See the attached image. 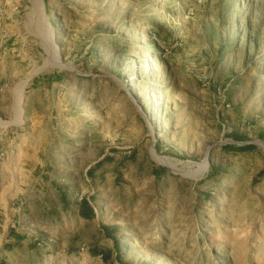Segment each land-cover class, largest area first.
<instances>
[{"label":"rangeland","instance_id":"rangeland-1","mask_svg":"<svg viewBox=\"0 0 264 264\" xmlns=\"http://www.w3.org/2000/svg\"><path fill=\"white\" fill-rule=\"evenodd\" d=\"M43 5L0 0V264H264V0Z\"/></svg>","mask_w":264,"mask_h":264},{"label":"bare ground","instance_id":"bare-ground-1","mask_svg":"<svg viewBox=\"0 0 264 264\" xmlns=\"http://www.w3.org/2000/svg\"><path fill=\"white\" fill-rule=\"evenodd\" d=\"M30 1H31V5H32L30 15H31V22H32L33 29L36 30L37 33L40 34L41 36H43L45 34V30H46V33L48 32L47 30H49V32L51 34L52 28H51L50 23L48 22V20L45 17V9H44V5H43V0H30ZM44 36H46V34ZM50 39H51V37H50ZM50 39H49V43H50ZM52 41H53V39H52ZM46 43H47V41H45L43 45L45 46L49 57L52 58V56L55 55L54 54V48L56 46L54 44L53 45L54 47L53 46L51 47L50 44H48V43L46 44ZM20 101H21V97L19 96V103H20ZM152 152H153L154 158L157 161L172 165L171 161L168 158L158 155L154 149L152 150Z\"/></svg>","mask_w":264,"mask_h":264},{"label":"trees","instance_id":"trees-1","mask_svg":"<svg viewBox=\"0 0 264 264\" xmlns=\"http://www.w3.org/2000/svg\"><path fill=\"white\" fill-rule=\"evenodd\" d=\"M79 215L84 219H91L94 216V210L87 197H82L78 203ZM106 258V256H104Z\"/></svg>","mask_w":264,"mask_h":264},{"label":"crops","instance_id":"crops-1","mask_svg":"<svg viewBox=\"0 0 264 264\" xmlns=\"http://www.w3.org/2000/svg\"><path fill=\"white\" fill-rule=\"evenodd\" d=\"M7 237H9L8 234H5V236H4L3 240H2V242H3L2 246H4V242H6L8 240Z\"/></svg>","mask_w":264,"mask_h":264}]
</instances>
